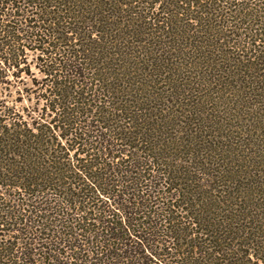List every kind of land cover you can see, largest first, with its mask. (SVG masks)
Here are the masks:
<instances>
[{"label":"trees","instance_id":"obj_1","mask_svg":"<svg viewBox=\"0 0 264 264\" xmlns=\"http://www.w3.org/2000/svg\"><path fill=\"white\" fill-rule=\"evenodd\" d=\"M26 51L0 264H264V0H0V99Z\"/></svg>","mask_w":264,"mask_h":264},{"label":"rangeland","instance_id":"obj_2","mask_svg":"<svg viewBox=\"0 0 264 264\" xmlns=\"http://www.w3.org/2000/svg\"><path fill=\"white\" fill-rule=\"evenodd\" d=\"M24 55L21 61L23 64L19 67L23 69L20 78L14 81L8 80L9 84L4 86L5 90L0 101L2 100L5 107L14 109L19 119L27 122L28 119L35 117L36 108L39 109L43 102L39 99L42 94L36 87L38 83L40 84L41 78L36 69L35 56L29 51H26ZM246 125L247 129H252L250 122ZM261 135L263 136L262 132H256L257 139L260 140Z\"/></svg>","mask_w":264,"mask_h":264}]
</instances>
